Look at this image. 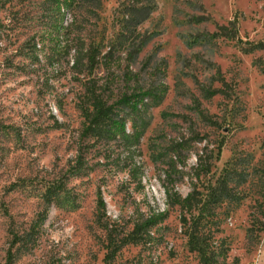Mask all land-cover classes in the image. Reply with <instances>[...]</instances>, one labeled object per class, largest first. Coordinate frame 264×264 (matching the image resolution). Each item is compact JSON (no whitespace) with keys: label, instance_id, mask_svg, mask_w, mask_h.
<instances>
[{"label":"rangeland","instance_id":"rangeland-1","mask_svg":"<svg viewBox=\"0 0 264 264\" xmlns=\"http://www.w3.org/2000/svg\"><path fill=\"white\" fill-rule=\"evenodd\" d=\"M65 1L0 0V264H201L191 232L264 264V0H153L136 37L123 0Z\"/></svg>","mask_w":264,"mask_h":264},{"label":"trees","instance_id":"trees-1","mask_svg":"<svg viewBox=\"0 0 264 264\" xmlns=\"http://www.w3.org/2000/svg\"><path fill=\"white\" fill-rule=\"evenodd\" d=\"M65 3H69V1L66 0ZM121 4L124 7V9L122 10V13L124 15V23H125L126 31H128L132 37H136V35H139V34H135L136 27L139 24H141L144 20H146L148 16L150 15V13L154 10L155 8L154 2L153 0H123ZM229 26H233L231 27V29H234L235 27L234 23L232 22H229L228 25L218 26L219 35L230 37V38L236 37L235 30L231 32L230 34L229 30L231 29L229 28ZM151 38H152L151 35L148 37H143L140 40L139 44H137V47L132 48L135 54L138 53L141 47L145 45L146 43H148V41ZM110 50L111 48H109L106 54H104V57H107L108 54H110ZM88 61H89L90 66H93L98 62V60L93 54L89 55ZM153 95L155 94L151 92L150 90H139V91L133 92L129 96H124V99L121 100V102L126 103L127 105H130L129 107L131 111L138 112L141 109V107H143L144 100L152 99L154 97ZM125 121L126 120L122 119L118 121L116 124H114V127L116 128L114 129L112 133L113 135L120 134L128 142L129 146H135L139 142L141 132L136 129H134V132L132 134H129L128 132H126ZM53 191H55L54 188H53ZM165 193L168 198H171L172 194L168 187H165ZM174 197H177L178 203L186 204L190 201L192 195L190 194V195L185 196L184 198H180V196H178L175 193ZM52 199L53 198L51 197V195H48L45 208L38 215V224H42L44 220L46 219L47 212H48V206ZM98 204L101 208L105 206L104 200L100 195L98 199ZM202 207L203 205H201L199 209H201ZM156 220L157 219L153 217H149L143 222V225L148 228L152 226L156 222ZM139 227H140L139 224H136L134 230L137 232ZM188 243L191 249L195 250L199 254L201 264H211V259L209 258L207 254L206 248L203 247V245L198 240V237L192 232L189 234Z\"/></svg>","mask_w":264,"mask_h":264}]
</instances>
